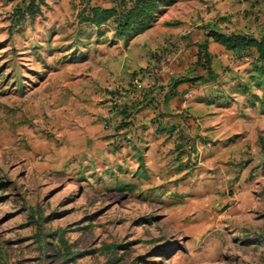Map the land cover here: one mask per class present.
<instances>
[{
	"label": "rangeland",
	"instance_id": "374dc122",
	"mask_svg": "<svg viewBox=\"0 0 264 264\" xmlns=\"http://www.w3.org/2000/svg\"><path fill=\"white\" fill-rule=\"evenodd\" d=\"M44 1L0 0V264H264V78L251 61L215 65L218 131L192 147L172 130L139 165L118 161L102 146L111 118L92 131L90 114L121 95L122 66L166 74L184 37L158 27L123 64L115 17L97 28L88 9L132 0Z\"/></svg>",
	"mask_w": 264,
	"mask_h": 264
},
{
	"label": "crops",
	"instance_id": "0c3cea01",
	"mask_svg": "<svg viewBox=\"0 0 264 264\" xmlns=\"http://www.w3.org/2000/svg\"><path fill=\"white\" fill-rule=\"evenodd\" d=\"M157 9L159 12L149 28L130 38L116 36L121 44H127L121 49L123 64H126L127 59L134 55L148 53L147 47H136L134 51L132 47L136 40H142V45L147 46L149 34L158 27L164 40L171 38L179 41L184 37L180 41L184 48L176 54V63L170 65L167 73L162 75L143 71L142 89L134 83V77L142 67L135 65L132 68H124L122 66L120 70L124 72H120V76L116 79L118 81L112 83L121 90V95L111 99L117 104L115 110L111 106V95H105L106 102L102 109L101 107L96 109V113L89 116L92 120L89 128H93L92 131L100 129L101 123L96 119L98 117H109L114 124L113 128L104 131L109 136L117 134L115 137L106 138L105 144L102 145L106 148L108 156L112 155L113 148L116 146L118 161L133 159V162L136 161L138 165L141 163L142 149L150 152L155 148L165 149L163 143L169 131L180 132L184 138H188L192 147H195L196 140L191 138L196 139L198 131L204 134L218 131L220 124L227 119L225 113L219 111L223 107L226 109L222 103L224 98L215 99L218 93L214 96L210 95V89L207 87L220 76L221 70L215 67L217 63L235 65L239 69L240 61L248 60V63L250 61L252 63L251 73H254L252 78H257V74L261 77L258 66L262 63L258 59L256 47L228 49L213 37L208 36V31L214 29L226 34L239 33L261 39L264 36V0H157ZM205 42H207L206 52L211 59L210 67L214 72L213 76L208 74L203 66V60L199 57V45ZM121 44H119L120 47ZM195 64L201 68L197 75H194L191 69L196 66ZM199 76L202 78L197 80ZM247 88L249 87H244V90L246 91ZM201 93L203 95L199 96L198 94ZM100 94L102 93L94 95L93 99H99ZM219 95L223 96V93ZM90 105L94 112L93 102ZM187 113L198 118L200 127L191 125L193 119L188 120ZM123 122L125 124L116 128ZM115 138L122 140H118L120 145L111 144ZM93 154L96 153L93 152ZM88 158L92 161V156ZM97 158L100 159L98 156Z\"/></svg>",
	"mask_w": 264,
	"mask_h": 264
},
{
	"label": "trees",
	"instance_id": "16d2710c",
	"mask_svg": "<svg viewBox=\"0 0 264 264\" xmlns=\"http://www.w3.org/2000/svg\"><path fill=\"white\" fill-rule=\"evenodd\" d=\"M45 2L42 0V3ZM36 3V0H30L28 9ZM38 8L39 4L37 3ZM124 5V4H122ZM157 0H132L131 6H126L121 9L119 7L101 8L93 6L88 9V22L95 25L97 28L108 23L111 18L115 17L118 27V36L132 37L143 30L149 28L152 22L156 19ZM133 30V33L129 31ZM208 36L213 37L217 42L225 45L228 49L238 50L247 47H256L258 51V59L261 65L258 66L260 76L264 78V36L261 39L252 38L245 34L230 33L211 29L208 31ZM207 42L199 45V57L203 60V66L208 71L209 75H214L210 67V57L206 52ZM202 76L197 77L200 80Z\"/></svg>",
	"mask_w": 264,
	"mask_h": 264
},
{
	"label": "built area",
	"instance_id": "2783aa9c",
	"mask_svg": "<svg viewBox=\"0 0 264 264\" xmlns=\"http://www.w3.org/2000/svg\"><path fill=\"white\" fill-rule=\"evenodd\" d=\"M134 83H135V85H136L138 88H140V89L143 88V83H142V80H141V74H138V75H136V76L134 77Z\"/></svg>",
	"mask_w": 264,
	"mask_h": 264
}]
</instances>
